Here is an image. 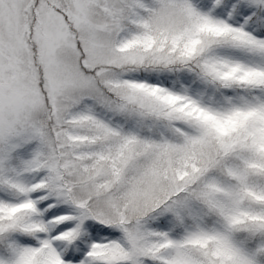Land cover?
I'll list each match as a JSON object with an SVG mask.
<instances>
[{
	"label": "snow or ice",
	"instance_id": "snow-or-ice-1",
	"mask_svg": "<svg viewBox=\"0 0 264 264\" xmlns=\"http://www.w3.org/2000/svg\"><path fill=\"white\" fill-rule=\"evenodd\" d=\"M0 264H264V0H0Z\"/></svg>",
	"mask_w": 264,
	"mask_h": 264
}]
</instances>
